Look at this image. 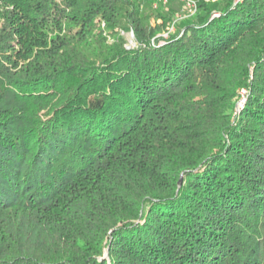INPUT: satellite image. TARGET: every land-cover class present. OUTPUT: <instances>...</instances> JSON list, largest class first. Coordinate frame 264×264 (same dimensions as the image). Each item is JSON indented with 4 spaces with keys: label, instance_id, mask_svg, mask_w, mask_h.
Segmentation results:
<instances>
[{
    "label": "trees",
    "instance_id": "obj_1",
    "mask_svg": "<svg viewBox=\"0 0 264 264\" xmlns=\"http://www.w3.org/2000/svg\"><path fill=\"white\" fill-rule=\"evenodd\" d=\"M5 1L0 264H264V0Z\"/></svg>",
    "mask_w": 264,
    "mask_h": 264
},
{
    "label": "rangeland",
    "instance_id": "obj_2",
    "mask_svg": "<svg viewBox=\"0 0 264 264\" xmlns=\"http://www.w3.org/2000/svg\"><path fill=\"white\" fill-rule=\"evenodd\" d=\"M170 1L171 0H155L154 1V7L157 10H163L164 8L166 9L167 6H169ZM206 1H208V2H214V0H206ZM8 4L12 5L13 3H10V1L3 2L0 5V11H1V8L3 6L8 5ZM197 5L198 4H197L196 1L187 0L185 6L182 8L183 9V12H181V13H175L173 23L177 24V23L180 22V20L185 19L186 16H188L190 14H193L196 11ZM13 6L15 7L14 4H13ZM215 15H218V14L216 13ZM28 20H30V19L27 18V20H25V21H28ZM162 22L163 21H162V18L161 17H156L155 16V19L154 18H151V23L154 24L155 26L157 25V23H160L161 24ZM28 27L31 29L32 28V24H30ZM172 32H174V26H172V25L171 26H168L167 25L160 35L164 39H167L172 34ZM120 33L128 41L127 48H129V47H135V46L138 45V41H137V39H135L134 31L132 29H129L128 31L121 30ZM111 34L112 33L109 32V33H107V36L109 37V36H111ZM232 53L234 54V52H232ZM248 93H249V88L246 87V86L245 87H238L237 88L236 93H235L236 95H235L234 102H233L234 103V105H233L234 113L238 112L241 109V106L246 101V97L248 96ZM107 254L108 253H107V250H106L104 256H106Z\"/></svg>",
    "mask_w": 264,
    "mask_h": 264
},
{
    "label": "water",
    "instance_id": "obj_3",
    "mask_svg": "<svg viewBox=\"0 0 264 264\" xmlns=\"http://www.w3.org/2000/svg\"><path fill=\"white\" fill-rule=\"evenodd\" d=\"M183 176H184V175L182 174L181 177H180V179H179L180 185H182V183H183V182H182V181H183Z\"/></svg>",
    "mask_w": 264,
    "mask_h": 264
}]
</instances>
